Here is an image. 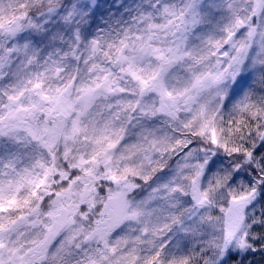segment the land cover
I'll list each match as a JSON object with an SVG mask.
<instances>
[{
    "label": "snow or ice",
    "instance_id": "6c2138e0",
    "mask_svg": "<svg viewBox=\"0 0 264 264\" xmlns=\"http://www.w3.org/2000/svg\"><path fill=\"white\" fill-rule=\"evenodd\" d=\"M0 0V264H264V0Z\"/></svg>",
    "mask_w": 264,
    "mask_h": 264
},
{
    "label": "rangeland",
    "instance_id": "374dc122",
    "mask_svg": "<svg viewBox=\"0 0 264 264\" xmlns=\"http://www.w3.org/2000/svg\"><path fill=\"white\" fill-rule=\"evenodd\" d=\"M134 0H105L103 15L97 16L96 22L102 23L105 16L117 13V10L123 11L124 6H131Z\"/></svg>",
    "mask_w": 264,
    "mask_h": 264
}]
</instances>
